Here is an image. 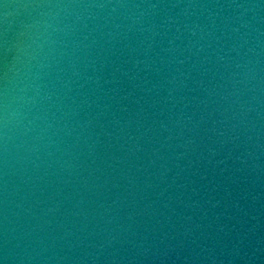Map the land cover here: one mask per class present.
I'll use <instances>...</instances> for the list:
<instances>
[{"label": "water", "instance_id": "95a60500", "mask_svg": "<svg viewBox=\"0 0 264 264\" xmlns=\"http://www.w3.org/2000/svg\"><path fill=\"white\" fill-rule=\"evenodd\" d=\"M0 264H264V0H0Z\"/></svg>", "mask_w": 264, "mask_h": 264}]
</instances>
